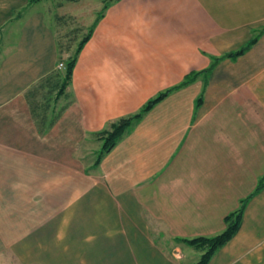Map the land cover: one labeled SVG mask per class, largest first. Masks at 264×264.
<instances>
[{
	"label": "crops",
	"instance_id": "crops-1",
	"mask_svg": "<svg viewBox=\"0 0 264 264\" xmlns=\"http://www.w3.org/2000/svg\"><path fill=\"white\" fill-rule=\"evenodd\" d=\"M263 177L264 0H0V264H195ZM207 264H264V187Z\"/></svg>",
	"mask_w": 264,
	"mask_h": 264
},
{
	"label": "trees",
	"instance_id": "trees-1",
	"mask_svg": "<svg viewBox=\"0 0 264 264\" xmlns=\"http://www.w3.org/2000/svg\"><path fill=\"white\" fill-rule=\"evenodd\" d=\"M36 1V0H33ZM91 35V30L88 32L87 35L84 36V38L79 42L74 54L66 60L64 64V73H63V79L61 80V83L59 86H56L57 90V97L62 95L66 87L68 86L71 76L73 67L76 61V57L83 46V44L89 39ZM254 43V40H252L245 48L228 55H225L224 58H237L241 54H243L248 47ZM220 59L215 58L213 59V63L218 62ZM199 73H193L188 75L185 80L182 82L181 86L186 85L190 83ZM172 89H169L163 93H160L155 98L149 100L142 108L141 110L128 117H124L121 119H118L115 122L110 123L106 128L102 129L101 131L94 134L95 139L100 142V147L96 153V158L93 163L94 166H97L101 160V158L107 154L115 145L116 143L126 134V132L133 126L139 119L147 113L155 104H157L159 101H161L164 97L168 95V93ZM264 187V177L261 178L254 189L253 193L249 195L247 198L241 200L239 202L238 208L229 213L223 220L225 224V229L215 236L211 237H198L194 239H184L181 240L184 242V244L193 247L201 252L200 257L198 261L195 264H207L209 260L212 258V256L223 246H225L238 232L240 225H241V219L243 216V212L245 209V206L249 199L256 195L260 190Z\"/></svg>",
	"mask_w": 264,
	"mask_h": 264
},
{
	"label": "rangeland",
	"instance_id": "rangeland-1",
	"mask_svg": "<svg viewBox=\"0 0 264 264\" xmlns=\"http://www.w3.org/2000/svg\"><path fill=\"white\" fill-rule=\"evenodd\" d=\"M83 34H85V32H83ZM63 65H64V64H63ZM59 72H61V73L63 74V73H64V68H62ZM96 153H97V152H96ZM96 153H94V154H90L88 157L91 158V159L88 158V160H91L92 162L95 161ZM184 246L186 247V248H184V250H185V249L188 250V249L190 248L188 245H185V244H184ZM190 251H191V250H190ZM190 251H187V252H183V251H182L180 255H181V256H186L187 258H188V257H191L192 255H190V254H191ZM195 258H197V253H196V257H195ZM189 261L191 262L192 259H191V260H188V262H189Z\"/></svg>",
	"mask_w": 264,
	"mask_h": 264
},
{
	"label": "built area",
	"instance_id": "built-area-1",
	"mask_svg": "<svg viewBox=\"0 0 264 264\" xmlns=\"http://www.w3.org/2000/svg\"><path fill=\"white\" fill-rule=\"evenodd\" d=\"M58 68H59V69H62V68H64V65H63V63H60V64L58 65Z\"/></svg>",
	"mask_w": 264,
	"mask_h": 264
}]
</instances>
